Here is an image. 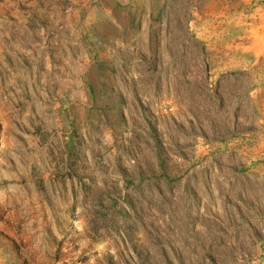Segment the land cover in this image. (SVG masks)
Instances as JSON below:
<instances>
[{
    "label": "rangeland",
    "instance_id": "obj_1",
    "mask_svg": "<svg viewBox=\"0 0 264 264\" xmlns=\"http://www.w3.org/2000/svg\"><path fill=\"white\" fill-rule=\"evenodd\" d=\"M0 264H264V0H0Z\"/></svg>",
    "mask_w": 264,
    "mask_h": 264
}]
</instances>
